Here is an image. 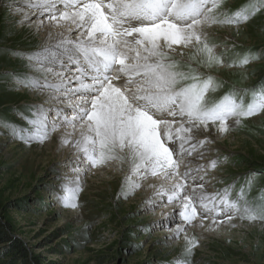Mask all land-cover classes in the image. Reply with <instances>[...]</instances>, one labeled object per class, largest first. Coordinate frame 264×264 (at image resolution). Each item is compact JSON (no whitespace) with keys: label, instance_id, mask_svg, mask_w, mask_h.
<instances>
[{"label":"snow or ice","instance_id":"6c2138e0","mask_svg":"<svg viewBox=\"0 0 264 264\" xmlns=\"http://www.w3.org/2000/svg\"><path fill=\"white\" fill-rule=\"evenodd\" d=\"M13 11L20 26L46 35L36 51L13 53L31 72L5 75L47 100L25 105L28 115L17 110L28 127L0 124L27 145L50 142L55 134L59 150L71 149L66 166L72 175L58 177L62 207L79 209L88 172L127 163L118 199L145 187L140 181H159L146 185L152 194L138 211L160 208L162 219L141 231L165 229L168 247L184 241L165 264H193L200 245L195 229L264 225V187L250 196L255 173L239 189L233 180L209 191L207 179L227 161L211 156L218 149L210 146L264 115V80L209 100L224 83L213 69H240L247 79L244 70L264 59V51L248 48L226 61L236 40L216 43L214 29L239 33L264 11V0L236 6L231 0H22Z\"/></svg>","mask_w":264,"mask_h":264},{"label":"rangeland","instance_id":"374dc122","mask_svg":"<svg viewBox=\"0 0 264 264\" xmlns=\"http://www.w3.org/2000/svg\"><path fill=\"white\" fill-rule=\"evenodd\" d=\"M19 2L0 0V121L28 127L17 110L28 115L25 105L44 102L46 98L35 96L27 88H18L13 76L5 73L31 72L27 60L13 53L36 51L43 35L36 34L27 24L17 23L21 17L13 8ZM242 2L231 0L233 6ZM214 31L216 43H222L225 37H229V45L233 43L231 38L236 40V47L225 54L226 61L248 48L264 51V11L242 26L239 33L229 28ZM244 71L247 79L240 69L227 66L213 69L218 81L224 83L209 94V100L218 99L234 86L252 87L264 80V59ZM55 145L56 142L27 145L14 139L0 124V218L11 226L12 236L23 241L29 254V263L19 259L17 264H165L180 252L183 239L173 241L172 247L166 246L165 229L141 231V226L162 219L152 211H138L151 195L144 187L127 199L117 198L129 174L127 163L88 172L83 176L78 195L79 209L62 207L56 199L63 182L58 177L72 173ZM210 147L218 149L211 156L227 157V161L210 172L209 191H216L233 180L239 189L244 177L255 173L256 185L250 196H256L264 187V115L248 120L246 127L230 132ZM155 180L140 182L146 186L156 183ZM195 233L200 245L195 250L193 264H264V225L244 222L235 228L223 225L211 232L195 229ZM9 257L8 248L1 244L0 264L8 263Z\"/></svg>","mask_w":264,"mask_h":264},{"label":"trees","instance_id":"16d2710c","mask_svg":"<svg viewBox=\"0 0 264 264\" xmlns=\"http://www.w3.org/2000/svg\"><path fill=\"white\" fill-rule=\"evenodd\" d=\"M8 224L4 223L0 218V245H6L8 248V255L10 260L4 264H17L19 259H26L28 261V250L23 241L12 236V229Z\"/></svg>","mask_w":264,"mask_h":264},{"label":"bare ground","instance_id":"6f19581e","mask_svg":"<svg viewBox=\"0 0 264 264\" xmlns=\"http://www.w3.org/2000/svg\"><path fill=\"white\" fill-rule=\"evenodd\" d=\"M22 3V0H21V2H19V4H21ZM19 4H17V5H19ZM16 5V6H17ZM26 11H27V9H26ZM33 19H35V17H33ZM53 31H57V30H53ZM42 32V35H43V39H42V41L44 40V37H45V35H46V33L45 32H43V31H41ZM228 36H229V34H228ZM37 74H40V73H37ZM25 94V93H24ZM28 94V93H27ZM33 94H35V96H37V93H35V92H33ZM41 97H43V98H46L45 100H47V97L46 96H44V95H40ZM51 143H55L56 142V151L57 152H61L62 153V157H65L66 159H65V161H67L71 156H72V151H71V149H69V148H64L63 150H59V140H58V137L55 135V138L53 139L52 138V140L50 141ZM54 149V148H53ZM125 170H126V168H125ZM65 171V170H64ZM154 180V179H153ZM156 181V183H158L159 181L156 179L155 180ZM155 183V182H154ZM148 184V183H147ZM145 185V184H144ZM142 189H146V192L148 191V194H152V189H149V188H147L146 186L144 187V188H142ZM210 190V189H209ZM161 209L160 208H157L155 211H154V213L155 214H157L159 217H161ZM164 211H167V209H165ZM152 213V212H151ZM162 218V217H161ZM174 226V225H173ZM198 231V230H197ZM200 232V231H199Z\"/></svg>","mask_w":264,"mask_h":264}]
</instances>
